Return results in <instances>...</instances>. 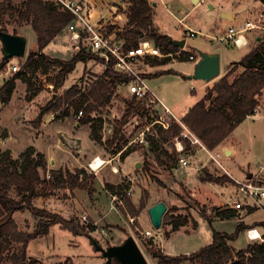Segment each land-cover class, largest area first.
Masks as SVG:
<instances>
[{"label": "rangeland", "instance_id": "1", "mask_svg": "<svg viewBox=\"0 0 264 264\" xmlns=\"http://www.w3.org/2000/svg\"><path fill=\"white\" fill-rule=\"evenodd\" d=\"M21 1L11 0V4L3 15L1 22V25L5 26L8 32L11 33L15 29L26 39L24 56L13 57V61L16 63H22L27 52L36 49L35 31L28 23L20 25L17 22V11ZM149 1L151 4L156 3L153 5L154 23L171 40L175 42L184 41L183 49L194 51L196 59L173 58L165 66H150L145 59L139 58L134 61L133 68L137 74L139 73L145 78L146 85L163 100L173 115L180 118L182 110H186L198 100L203 95L206 86H211L217 81L232 62L240 60L250 47L255 45V35L264 37V30L251 29L244 32L250 38L243 47L232 45L229 39L219 41L215 37L225 35L229 28L240 27L246 20L255 21L260 12L264 13V4L260 0ZM85 2H89L92 7L91 20L96 21L101 18L106 31L111 26L114 28L125 26L127 19L125 11L127 4L125 1L85 0ZM225 13H229L230 16H225ZM175 15L178 17L183 16L184 24L179 23ZM261 24L264 25V15L261 17ZM186 27L192 28L195 34L192 36L187 34ZM76 44L70 38L66 27L46 47L45 53L52 57L69 59L81 47L97 55L101 61L97 59L79 61L74 70L68 74L63 86L57 90L53 88L51 83L57 72V69L53 67L46 73L41 70L37 71V74L33 77V86L30 90H28L26 83L17 79L6 107L4 108V104H0L3 107V110L0 108L1 148L11 147L14 154L19 155L26 146L31 142H35L40 135V131L35 129L40 124L38 126L33 124L39 106L61 95L72 84L90 82L106 67L105 60L100 54L91 51L81 41L78 45ZM200 51H214L219 54V73L210 80L193 77L194 66ZM2 57L0 42V61ZM6 68L5 63L0 73V85L14 73L7 71ZM159 69H172L174 72L148 77L149 72L153 73ZM115 93L110 104L102 111L104 124L101 134L103 139H106L111 133V122L121 116L124 109L123 99L131 96L126 85L121 83L116 86ZM28 95H30L29 98ZM259 102L260 105L257 111L242 120L229 135L236 151L232 153L231 157L229 154H225L219 158L220 163L210 160L207 164L201 165L197 160L198 156L205 155L203 152H198L196 156L190 159L188 167L179 166L173 159L170 160V163H174V166L169 167L158 163L153 153L143 147V143L134 140L132 144L135 145L136 149L129 163L127 161L124 165V161L119 160V156H113L104 165L107 166L104 173L106 175L114 174L113 179L105 177L102 171L94 172L88 168L87 163L92 157L85 163L86 171L95 175L92 184L94 187L92 196L79 187L53 190L46 181L38 185L37 191L40 193V197L38 195V197L32 199L34 205L42 207V204H45L43 207L46 208L47 204L51 209L53 207L54 210H58L64 217L73 218L84 225L91 223L95 229L74 233L60 227L58 224H54L50 227L47 235L33 238L28 242L27 254L36 259L35 264H104L105 259L101 251L94 246L92 238L105 248L108 245L121 243L128 235H132L149 264H156V259L148 254L144 244L145 239L148 237L153 238L156 247L170 255L188 253L208 244L211 241V227L204 218L203 213L214 219L212 207L217 206L219 201H217V195L213 192L222 191L220 195L224 200L237 198L239 193L237 192L236 182L244 179L248 174L264 183V90L259 97ZM64 107L69 109V117L64 118L59 114L57 119H59L58 121L62 127H72L74 129V123L78 118L69 103H65ZM134 117L135 115H130L122 127L128 140L135 139L141 128L140 125H134ZM146 121L143 120V123ZM88 127L89 125H85L81 130L83 134L81 135V144L86 153L96 147V144L87 135ZM154 127H152L150 133L153 132ZM9 134L12 135L11 138L8 136ZM59 134L61 139L58 144L67 149L71 142L63 137L62 132ZM173 139L164 144L169 152L174 151L172 147ZM224 143L217 146L218 149H223ZM71 149L74 153V149ZM135 159L139 162V166L134 165L135 161L133 160ZM66 165L65 167L70 170L76 168L73 165H69V167ZM111 166H115L118 172H113ZM204 173L214 176L226 174L232 176L236 182L214 183L203 181L199 176ZM127 175L131 178L130 180H128ZM121 182L128 184L127 190L129 189L131 192L130 194L126 193V196L135 203V206L138 205L139 197L147 194L146 205L139 210L137 215L125 213V209L122 208L125 205L122 206L117 199L112 200L111 195L106 191V186L103 187V183L118 184ZM10 195L17 197L16 191L13 189L10 190ZM157 201H163L166 204L165 212L169 211L170 215L186 216L189 220L188 223L166 235L164 230H168L171 225L169 223L163 225L162 216L160 228L155 229L149 219L147 208ZM111 202H113L114 208L110 207ZM225 205L230 206L224 203L222 207ZM241 214L244 215V219L248 223L264 220V199H261L260 206L254 211L250 213L241 211ZM237 215L239 216V213ZM130 217L133 218L132 221ZM14 218L20 229L33 230L36 218L28 209L16 211ZM235 219L237 218L222 220L213 224V226L218 229H229L232 232L234 227L231 228V223L236 221ZM248 227L233 240V244L237 247L241 248L248 242L245 234ZM145 230H150L151 234H145ZM181 264L188 263L183 262Z\"/></svg>", "mask_w": 264, "mask_h": 264}, {"label": "trees", "instance_id": "2", "mask_svg": "<svg viewBox=\"0 0 264 264\" xmlns=\"http://www.w3.org/2000/svg\"><path fill=\"white\" fill-rule=\"evenodd\" d=\"M123 1L127 4L125 9L127 19L125 26L115 33L117 38L123 42L124 47H135L138 41L148 39L163 53H174L180 48L154 23L153 6L149 0ZM10 4L11 0H0V25ZM75 19L76 16L73 13L61 8L53 0L21 1L17 11V22L20 25L28 23L35 31L36 49L29 50L21 68L0 85V103L5 104L10 100L17 79L26 83L30 90L37 71L41 70L46 73L53 67L57 69V72L51 83L57 90L63 86L68 74L74 70L79 61L88 59L101 61L97 55L81 47L69 59L52 57L43 51ZM0 27L7 31L5 26ZM112 29L114 27L111 26L108 32ZM11 33L18 34V31L14 29ZM254 41L255 45L251 46L240 60L232 62L217 81L211 86H206L203 95L181 116L184 125L208 149H214L223 143L234 128L247 116L253 115L260 105L259 97L264 90V37L255 35ZM186 53L196 56L194 51H186ZM143 59L153 66L164 65L172 58L147 55ZM5 63L6 59L2 57L0 73ZM169 72L174 71L160 69L154 75ZM129 78V76L125 77L112 70L109 63L90 82L72 84L61 95L40 105L33 124L38 126L41 118L49 112L55 113V117L59 114L69 115V109L64 107L65 103H69L75 115L78 111H82L78 122L89 124L90 138L96 143L111 148L112 153L121 150L120 158H124L134 147L128 145L122 149L128 141L122 127L130 115L145 114V102L137 100L134 95L124 98L122 114L111 122V133L106 139H103L101 134L104 124L102 111L115 96L116 86ZM181 131V125L171 119L168 128L164 129L155 125L153 132L147 134L145 147L153 153L158 163L173 167L174 163H170V160L177 162V153L169 152L164 144L179 135ZM185 145L186 148H190L187 140H185ZM46 169V156L33 145L26 146L17 157L12 156L9 148H0V264H35L36 259L27 254L28 242L33 238L47 235L54 224L74 233L95 229L91 223L86 225L78 223L73 218L64 217L59 212L44 207H37L32 202V199L39 195L38 185L45 181L52 189L79 187L92 196L95 175L86 171L85 168ZM47 171L49 178L45 176ZM199 177L203 181L214 183L234 182L233 178L226 174L214 176L204 173ZM105 186L111 193L122 199L125 205L122 208L125 209V213L137 215L139 210L146 205L147 194L139 197L137 206L126 196L128 184L105 183ZM11 189L16 191L17 197L10 195ZM256 208L250 207L246 213ZM23 209H28L36 218L32 231L20 229L14 218V213ZM212 215L219 220L237 218L234 230L232 232L216 230L211 224L213 218L203 213L211 227V241L208 244L188 253L170 255L156 247L153 238L148 237L144 242L148 254L156 259V264H181L183 262L188 264H264V240L249 242L241 248H235L229 244V241L235 240L238 234L246 228L241 220L243 215L238 216L237 210L228 205L213 206ZM188 221L186 216L170 215L167 211L163 215V225L169 223L171 227L164 230V233L168 235L186 225ZM255 225L263 228L264 235V220ZM110 264L121 263L112 259Z\"/></svg>", "mask_w": 264, "mask_h": 264}, {"label": "built area", "instance_id": "3", "mask_svg": "<svg viewBox=\"0 0 264 264\" xmlns=\"http://www.w3.org/2000/svg\"><path fill=\"white\" fill-rule=\"evenodd\" d=\"M58 3L61 8L70 11L76 16V19L67 25V30L69 32L70 38L78 43L81 41L88 47L91 51L100 54L105 60V65L111 64L112 70L118 72L125 77L129 76L127 80H123L121 84H125L128 92L134 95L137 100L145 102V114H134V125H140V130L137 132L135 139H129L127 143L123 146L132 144V141L136 140L139 143L146 144V137L152 130V127L159 125L166 129L170 125L171 119L177 121L181 127L182 131L179 135L175 136L173 139L172 147L177 153V163L179 166L188 167L190 165V159L196 156V153L203 152L205 157V162L210 160H215L216 163L219 162V158L225 155L223 149H208L201 140L194 135L181 121V118H176L171 112L170 108L163 102L162 99L157 97V95L146 85L145 78L134 70V61L143 58L147 55L153 57H171L173 58H187L188 60L196 59L193 54H187L183 47H180L174 53H163L158 46H155L150 40L143 39L138 41L135 47H124L123 42L117 38L113 31H106L104 29L103 22L101 18L92 21V7L89 2L85 0H53ZM119 14V13H118ZM264 13H259L255 21L246 20L243 25L238 28H229L225 35L215 37L219 41H224L229 39L235 46L243 47L248 43L245 36L246 31L251 29H263L264 25L261 24V17ZM179 23L184 24V17H176ZM187 34L194 35L195 31L186 27ZM83 33V34H82ZM78 47V46H77ZM22 63H16L13 58L6 61L7 71L16 72L21 68ZM257 109H255V112ZM82 115V111H78L76 115L79 118ZM148 119V121H146ZM143 120L146 122L143 123ZM151 128V129H150ZM185 140L189 142L190 148H186ZM121 150L118 151V155ZM99 156H93L87 163L89 169L98 171L111 159H101L97 162ZM113 172H118L115 166H111ZM45 176L49 178V172L47 171ZM128 180L131 178L127 175ZM237 192L239 196L234 199L231 203V207L237 210L239 216H241V211H246L250 207L260 206L261 199H264V183H260L258 179L254 177H246L242 180L236 182ZM130 190L126 191L130 194ZM113 199H117L118 202L124 206L123 201L116 195L112 196ZM85 218V217H84ZM132 221L133 218L130 217ZM145 234L150 235V230H145ZM247 238L252 242L256 240H264L263 230L260 231L258 227L251 226L245 230Z\"/></svg>", "mask_w": 264, "mask_h": 264}, {"label": "crops", "instance_id": "4", "mask_svg": "<svg viewBox=\"0 0 264 264\" xmlns=\"http://www.w3.org/2000/svg\"><path fill=\"white\" fill-rule=\"evenodd\" d=\"M155 4H156L155 2L152 3V6L155 5ZM263 12H264V10H263ZM175 17H178V16L175 15ZM121 29H122V27H118V28L112 29V31L115 33L116 31L121 30ZM18 34H21V33H18ZM245 36H246L247 40L250 38V36L248 34H245ZM57 37L58 36H56L50 43H52ZM230 43L232 45H234L232 42H230ZM46 47L43 50L44 52H46ZM208 52H214V51H208ZM165 65L166 64H164L163 66H165ZM150 66H152V65H150ZM153 66H160V65H153ZM157 71H155L153 73L152 72L151 73L149 72V75L152 76ZM148 77H150V76H148ZM0 104L3 105L2 103H0ZM1 105H0V108H2V110H3V107H1ZM6 105H7V103L4 104V108L6 107ZM187 109L186 110H182V115L187 111ZM55 115H56L55 113L49 112V113H46L42 117V122L40 123L39 127L35 128L37 131H40V135H39L38 139L35 142H31V144H29V145H33L38 151L42 152L46 156L47 162H48L47 169L46 170L59 169V168H61V169H69V168H66L65 167V164H67L66 165L67 167H69V165H73V166H76V168H85L84 167L85 163L91 157H93L95 155L99 156V158H101V159H109L110 157H113V156H115V157L116 156H119V160L121 159V161H124V165H126L127 161L129 163L130 160L133 158L134 152H135V149H136L135 148V145L130 144V147H134L133 150H131L124 158H120V154L119 155L117 154L118 151L116 153H112L111 152V148H107L105 145L96 143L94 140H92L90 138V126L88 127L87 135L90 138V140L93 141V143L96 144L95 145L96 147L92 151H90V152H87V153L84 152V150L82 148V144H81V142H82L81 135H83L82 132H81V130L83 129V126L89 125V124L80 123V122H78V120H76L75 123H74V129L72 127H65V126L62 127L61 123H59V121H58L59 119H57V116L55 118ZM67 117H69V116L68 115L67 116H64V118H67ZM60 132L63 133V137H65L67 141L69 140L71 142V145H69L67 149L62 148L60 146V144H58V142L61 139L60 138V134H59ZM8 136L9 137L10 136L12 137V135H10V134ZM55 136H56V139H55ZM5 139H7V138H5ZM224 142H225L224 143L225 145H224V148H223L224 153L226 155L229 154V156L231 157L232 153H234L236 151L235 150V147H234V144L229 139V136L227 137V139ZM143 147H145V144H143ZM7 148H9L11 150L13 157H17L18 156V154L17 155L14 154L13 148L8 147V146H7ZM71 148L74 149V153L72 152V149ZM1 149H4V148H1ZM66 152H68V153H66ZM197 160H198L199 164H201V165L207 164V162H205V157L203 155L198 156V159ZM133 161H135L134 165H136V163L138 162L136 159L133 160ZM133 161H132V163H133ZM105 169H107V166H104L102 169L100 168L98 171H102L104 173V170ZM107 175H109V176H107ZM107 175L104 173V176L105 177H110L111 179L114 178V174H107ZM249 175H251V174H248V176ZM43 176H44V174L42 172V177ZM233 180L235 181L234 178H233ZM111 184H115V183H111ZM103 187H105V184L104 183H103ZM54 189H59V188H54ZM65 189H67V188H65ZM106 191L109 193V195H111V197L114 195L113 193H111L110 191H108V189ZM213 193L217 195V201H219L217 203V206H222V205H224V203L231 205V203L234 201V199L233 200H227V199L224 200L221 197V195H220V194H222V191H220V190L219 191H216V192L214 191ZM39 197H40V195H39ZM112 200H113V198H112ZM43 206H45V204L44 205L42 204V207ZM110 207L111 208H114L113 202H111ZM46 209L51 210V211H55V212L56 211L59 212L58 210H54L53 207L51 209L50 206H48L47 204H46ZM61 212L63 213V211H61ZM235 220L236 221H234L233 223H231V225H232L231 228L232 227L235 228L236 223H237V219H235ZM241 220L246 225V227H248V226L249 227L256 226V227H258V229L260 231L263 230V228L261 226L255 225V223H257V222H251V223L246 222L245 219H244V215L241 217ZM220 221H222V220H219V219L214 218V219H212L211 224L213 226V224H216V223H218ZM213 228H215L216 230H219V231L231 232V230H229V229L227 230L225 228H219L218 229V228H216L214 226H213ZM249 242L250 241L248 239V242L247 243H249ZM229 244L231 246L235 247V248H240V247H237L235 244H233V241H229Z\"/></svg>", "mask_w": 264, "mask_h": 264}, {"label": "water", "instance_id": "5", "mask_svg": "<svg viewBox=\"0 0 264 264\" xmlns=\"http://www.w3.org/2000/svg\"><path fill=\"white\" fill-rule=\"evenodd\" d=\"M264 4V0H260ZM225 16H230L225 13ZM173 41V40H172ZM0 42L2 56L8 61L13 57H23L25 54L26 39L21 34H14L4 31L0 27ZM179 47H183L184 41L175 42ZM219 73V54L216 52H202L198 54V59L193 70V77L210 80ZM139 166V162L136 163ZM248 177H251L249 175ZM166 204L163 201H157L147 208L149 219L155 229H159L162 216L166 211ZM93 244L97 250L101 251L105 261L104 264H110L112 259H116L121 264H149L144 253L132 235H128L121 243L108 245L103 248L92 238Z\"/></svg>", "mask_w": 264, "mask_h": 264}, {"label": "bare ground", "instance_id": "6", "mask_svg": "<svg viewBox=\"0 0 264 264\" xmlns=\"http://www.w3.org/2000/svg\"><path fill=\"white\" fill-rule=\"evenodd\" d=\"M100 160H101V158H98V159H97V162H100Z\"/></svg>", "mask_w": 264, "mask_h": 264}]
</instances>
